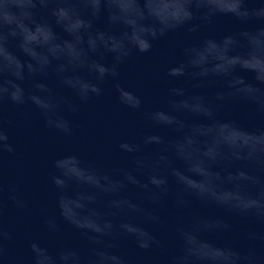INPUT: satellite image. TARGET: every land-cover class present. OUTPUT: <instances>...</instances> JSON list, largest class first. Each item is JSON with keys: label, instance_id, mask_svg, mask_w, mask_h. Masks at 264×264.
<instances>
[{"label": "clouds", "instance_id": "obj_1", "mask_svg": "<svg viewBox=\"0 0 264 264\" xmlns=\"http://www.w3.org/2000/svg\"><path fill=\"white\" fill-rule=\"evenodd\" d=\"M218 16L240 27L218 37L202 35L182 48V59L166 70L177 84L163 107L144 108L142 97L119 82L134 52L149 53L154 41L179 29L199 34ZM102 17L105 29L97 27ZM256 22L261 26H249ZM241 72L251 73V80ZM52 79L70 95L50 86ZM109 82L118 103L141 117L138 134L118 145L128 165L107 169L72 152L52 161L49 181L59 218L88 247L63 244L52 253L34 241L30 264H130L119 250L124 238L144 251L159 249L166 264H264V251L210 239L232 231L222 217L187 212L172 226L171 249L145 226L167 223L160 210L169 197L180 211L195 200L264 223V127L219 118L240 106L264 117V0H0V162L14 152L5 129L6 102L33 105L46 128L71 138V115L99 99ZM130 188L142 191L148 206L127 195ZM6 196L17 209L28 207L0 164V261L13 239L5 227ZM43 211L44 230L59 237L57 217ZM245 235L264 242V235Z\"/></svg>", "mask_w": 264, "mask_h": 264}]
</instances>
